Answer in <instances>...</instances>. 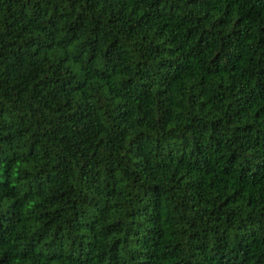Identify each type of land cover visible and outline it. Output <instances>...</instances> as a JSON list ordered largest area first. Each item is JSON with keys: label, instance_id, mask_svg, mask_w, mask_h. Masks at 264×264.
Wrapping results in <instances>:
<instances>
[{"label": "trees", "instance_id": "16d2710c", "mask_svg": "<svg viewBox=\"0 0 264 264\" xmlns=\"http://www.w3.org/2000/svg\"><path fill=\"white\" fill-rule=\"evenodd\" d=\"M0 264H264V0H0Z\"/></svg>", "mask_w": 264, "mask_h": 264}]
</instances>
